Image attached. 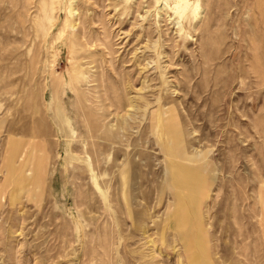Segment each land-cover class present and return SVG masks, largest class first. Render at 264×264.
I'll return each instance as SVG.
<instances>
[{
    "label": "rangeland",
    "instance_id": "obj_1",
    "mask_svg": "<svg viewBox=\"0 0 264 264\" xmlns=\"http://www.w3.org/2000/svg\"><path fill=\"white\" fill-rule=\"evenodd\" d=\"M0 264H264V0H0Z\"/></svg>",
    "mask_w": 264,
    "mask_h": 264
},
{
    "label": "bare ground",
    "instance_id": "obj_2",
    "mask_svg": "<svg viewBox=\"0 0 264 264\" xmlns=\"http://www.w3.org/2000/svg\"><path fill=\"white\" fill-rule=\"evenodd\" d=\"M188 169V168H186ZM186 169H183L181 167H178L174 173V175L176 176V184L178 186V188L180 190H182V192L179 194V196H181V198H184V195H185V191L186 193L190 194V192L192 191V186H195V184L193 185L191 182H189L190 179H192V175H194V173L192 171H189V170H186ZM192 172V173H191ZM195 176V175H194ZM196 181V179H194ZM184 201H185V198H184ZM184 201H181V202H184ZM181 208L180 210H184L182 209L183 206H184V203H181Z\"/></svg>",
    "mask_w": 264,
    "mask_h": 264
}]
</instances>
